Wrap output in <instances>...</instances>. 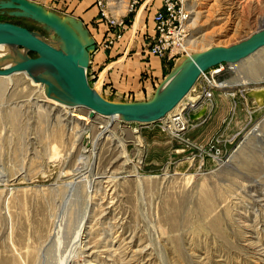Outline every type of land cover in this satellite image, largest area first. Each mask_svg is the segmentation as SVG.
<instances>
[{
    "label": "rangeland",
    "instance_id": "rangeland-1",
    "mask_svg": "<svg viewBox=\"0 0 264 264\" xmlns=\"http://www.w3.org/2000/svg\"><path fill=\"white\" fill-rule=\"evenodd\" d=\"M32 1L56 7L60 16L81 2ZM144 1L130 8L132 0H108L120 25L103 21L106 39L104 28L87 29L101 61L97 71L88 67L87 79L93 89L99 83L98 94L109 101H146L157 88L120 95L107 89L106 78L102 84L104 73L98 76L109 62L104 54L119 41L131 36L141 63L159 60L162 81L186 57L148 54L151 17L162 2L148 3L138 27ZM183 6L190 55L238 43L264 26V0H184ZM0 22L58 46L52 33L29 19L0 11ZM144 66L137 80L153 84ZM24 76L0 77V170L7 180L0 182V264H61L77 232L81 246L70 264H264V107L249 111L255 103L245 97L264 87V48L223 64L214 76L223 86L207 102L197 89L192 93L198 103L184 114L203 106L207 112L189 120L184 141L163 131L161 121L125 123L83 107L56 108L44 101V85L35 87Z\"/></svg>",
    "mask_w": 264,
    "mask_h": 264
},
{
    "label": "water",
    "instance_id": "water-1",
    "mask_svg": "<svg viewBox=\"0 0 264 264\" xmlns=\"http://www.w3.org/2000/svg\"><path fill=\"white\" fill-rule=\"evenodd\" d=\"M0 11L38 23L52 33L58 43L55 47L27 28L0 22V45H8L19 52V58L13 65L0 70V76L26 73L34 82L44 85L46 97L83 107L92 115H118L125 123L148 125L161 121L188 94L201 73L222 64L235 65L264 48L263 26L238 43L209 47L183 58L148 100L113 102L94 91L88 82L89 57L96 46L80 20L69 15L60 16L30 0H0ZM27 52L36 57L30 58ZM262 94V101H255L259 107L264 105V91Z\"/></svg>",
    "mask_w": 264,
    "mask_h": 264
},
{
    "label": "crops",
    "instance_id": "crops-1",
    "mask_svg": "<svg viewBox=\"0 0 264 264\" xmlns=\"http://www.w3.org/2000/svg\"><path fill=\"white\" fill-rule=\"evenodd\" d=\"M30 1H32V0H30ZM79 1H81L80 4L76 5V7L73 11L72 10L69 11L67 9L66 13L68 12L70 14L69 16H73L74 18L80 20L86 29H90V27L93 28V31H95L96 33H100L101 28H104V30L102 31V33H103L102 38H104V37L106 38V36L108 34V33H106V24L104 22L99 23L98 9L95 5L94 0H87V1L86 0H84V1L79 0ZM150 1L151 0H145L143 3H141V5L139 6V8L137 10V12H138L139 9H141L143 6V9L140 13V16L138 17L139 18L138 19V21H139L138 27H139V24H140V21L142 19L144 11L148 9L147 5ZM52 10L58 11L59 9H57L55 7ZM133 16H132L133 22H132L131 29L133 27V24H135L134 22L138 16V13H136V15H133ZM146 23H148V24L150 23V15H147ZM88 33L91 36L89 30H88ZM123 33H124V35H123V37H124L126 35V32L123 31ZM150 34H153V29L150 32ZM132 42H134V41H131V36H130L127 43L124 40L119 41L115 45L106 49L107 51L105 52L104 57H106V55H107L109 62L105 64L106 66L102 69V71L100 72L98 77H100V75H102L104 73L102 84L104 83V80L106 78L107 79V81H106L107 89H109L111 93L120 94V95L128 94V93H134V90H136L137 88H141L140 91L142 92V89L148 90V87H151L154 90V87L155 88L158 87V85L162 81L161 79L163 76H162L161 66L156 68V64L159 63V60H152V58H150L147 62H142V63L145 64L144 71H146L147 73H151L153 75L152 77H153L154 83L152 84L151 81H149L150 78H148V79L146 78V80H139V79L137 80L138 73H140L139 65L142 64L141 61H139V60L137 61V59L139 57H141V55H138V53H137L138 50H136L132 47V45H133ZM94 43L96 46V50H95L96 52L94 51L95 53L94 52L93 53L96 54L99 51V47L96 45L97 44L96 39H94ZM93 53H91L90 57H89V63L91 64V65L89 64V66H91L90 71H97L100 68L101 61L98 60L97 56H94ZM100 55H98V57ZM130 55H132V57H130ZM131 58H132V60H131V63L129 65L126 66L124 63L122 64L123 61L126 62L127 59H131ZM135 61H137V64ZM120 63L122 65H119ZM159 77H161V78H159ZM155 79H157V80H155ZM157 82H158V84H157ZM147 93L148 92H146V94ZM244 104H246V106H248L247 102H244ZM237 111H236V118L238 119L239 115H238Z\"/></svg>",
    "mask_w": 264,
    "mask_h": 264
},
{
    "label": "built area",
    "instance_id": "built-area-1",
    "mask_svg": "<svg viewBox=\"0 0 264 264\" xmlns=\"http://www.w3.org/2000/svg\"><path fill=\"white\" fill-rule=\"evenodd\" d=\"M183 1L161 0L162 3L152 18L154 34L149 39L148 54L156 55L159 58L166 57L168 52L172 53V57L183 54L188 56L189 50L187 51L185 47L188 36L186 23L189 15L184 9ZM134 3L139 4V0H132L130 8ZM95 4L99 9V18L102 22H107V26L110 27L120 25V22L113 19V15H108L105 12V9L108 10L107 7L110 6L108 0H95ZM109 43L112 42L109 41ZM222 65L201 73V84L197 87V93L204 102L211 99L214 86H221V83L217 82L214 76L221 72ZM186 125L181 115L175 113L172 115V119L168 120L166 128L170 129L169 133L173 135L174 131L176 134L186 131Z\"/></svg>",
    "mask_w": 264,
    "mask_h": 264
},
{
    "label": "bare ground",
    "instance_id": "bare-ground-1",
    "mask_svg": "<svg viewBox=\"0 0 264 264\" xmlns=\"http://www.w3.org/2000/svg\"><path fill=\"white\" fill-rule=\"evenodd\" d=\"M94 2H95V0H94ZM123 3H125V2H123ZM98 8V7H97ZM120 8L122 9V10H124L125 9V5H120ZM98 11H99V9H98ZM105 12L108 14V15H111L110 14V12L108 11V10H106L105 9ZM98 14H99V12H98ZM154 16V15H153ZM153 18V17H152ZM113 19H114V17H113ZM116 22H117V20L116 19H114ZM186 28H187V23H186ZM154 34V33H153ZM153 34L151 35V36H153ZM51 35V34H50ZM119 37V36H118ZM188 41L186 40V43H187ZM54 45V44H53ZM56 45V44H55ZM187 45V44H186ZM186 48V50H187V46L185 47ZM20 49V48H19ZM188 51V50H187ZM256 53V52H255ZM254 53V54H255ZM149 55H151V54H149ZM192 55V54H191ZM153 56H156V55H153ZM188 56H190V54H188ZM4 57H8L7 59H4ZM172 57V53H166V57H163V58H171ZM187 57V56H186ZM17 58H19V52H18V50H16V49H14V48H11V47H9L8 45H0V70H3V69H5V68H7V67H9V66H11V65H13V63H14V61H16V59ZM181 62V61H180ZM180 62L178 63V64H180ZM221 71V70H220ZM16 74H21V73H18V72H15V73H13V74H11V75H7V76H0V77H2V78H10V77H12V76H14V75H16ZM23 74V76L25 77V78H27L28 80H30L32 83H33V85L35 86V87H38L40 84H38L37 82H34L30 77H28V75L26 74V73H22ZM201 75L202 74H200V76H199V78L197 79V81L195 82V84L193 85V87L191 88V90L188 92V94L179 102V104L171 111V112H169L166 116H165V118H163L162 120H161V122H162V125H163V131H166L167 133H168V135H170L172 138H174V139H177V140H181V141H184L182 138H183V136L185 135V133L188 131V129H189V120H192V121H194V120H198V119H200V118H202L203 116H204V114L207 112V106L205 107V106H203L197 113H195V114H191V115H189V113L187 114L188 116H189V119H188V116H186V113L184 114V111L185 112H188V111H190L191 109H192V107H194L195 105H197V103H198V100H197V98L196 97H192V93H194L195 91H196V86H198V85H200V83L198 84V81H200V77H201ZM102 76H104V74L102 75ZM102 78V77H101ZM99 82H101V81H99ZM98 85V86H97ZM96 85V88L94 89V91H96L97 93H98V89H99V83ZM43 85L41 84V87H42ZM221 86H223V85H221ZM220 85L219 86H214L213 88H222ZM43 91V90H42ZM262 91H264V87L263 88H256V89H253V90H250V91H248V92H246V94L245 95H247L248 97H251V98H253L252 100L254 101V103H255V101H258V102H261L262 101V97H263V94H262ZM212 94H213V92H212ZM246 97V96H245ZM48 98V97H47ZM47 98H44V101H46V102H48L49 104H51L52 106H54V107H56V108H60V109H62V110H64V111H69V110H71V109H74V108H77V107H74V106H69V105H67V104H65V103H62V102H60V101H58V100H56V99H53V98H50L51 100H49V99H47ZM200 98V97H199ZM198 98V99H199ZM247 98V97H246ZM201 99V98H200ZM199 99V100H200ZM203 99V98H202ZM250 99V98H249ZM254 99H256V100H254ZM195 101H197V102H195ZM202 103V102H201ZM203 104V103H202ZM262 107H264V105L263 106H261V107H259V106H257L256 105V103H255V107L254 108H248V110L249 111H254L255 109H259V108H262ZM183 112V113H182ZM175 113H178V114H180L181 115V117H182V119L184 120V122H186V128H185V130L186 131H184V132H182V133H178V134H176V132L174 131V133H173V135H171L169 132H170V129H168V128H166V124L168 123V120H170V119H172V115L173 114H175ZM90 114H91V112H90ZM106 118V117H105ZM107 119L108 120H120V117L118 116V115H115V116H109V117H107ZM109 123V122H108ZM107 123V125L106 126H104V127H102V132H105L106 131V129H107V127H108V124ZM136 132V131H135ZM137 137V140H136V142H138L137 143V145L139 144V146H140V143H141V140H140V137L139 136H136ZM120 143V142H119ZM121 144V147H123L124 148V145L122 144V143H120ZM93 146H94V144H93ZM138 148V147H137ZM125 153V152H124ZM5 181H7L6 180V176H5V174L4 173H2L1 172V170H0V182H5ZM116 225V224H115ZM111 228H112V226H111ZM111 228H108V229H111ZM115 228V227H114ZM111 230H115V229H111ZM107 233V232H106ZM80 234L78 235V232L76 233V236L74 237V239L73 240H69L70 241V243H69V245L67 246V250L64 252L65 254H64V257L63 258H61L59 261L61 262V264H70V258H71V255H73V253L76 251V250H79V247L81 246L80 245ZM92 257V256H91ZM94 258V257H93Z\"/></svg>",
    "mask_w": 264,
    "mask_h": 264
}]
</instances>
